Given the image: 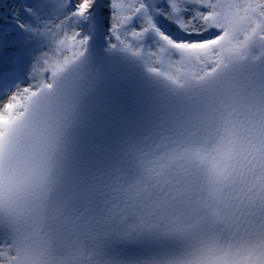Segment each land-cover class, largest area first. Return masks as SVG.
<instances>
[{
    "label": "snow or ice",
    "instance_id": "6c2138e0",
    "mask_svg": "<svg viewBox=\"0 0 264 264\" xmlns=\"http://www.w3.org/2000/svg\"><path fill=\"white\" fill-rule=\"evenodd\" d=\"M0 264H264V0L0 14Z\"/></svg>",
    "mask_w": 264,
    "mask_h": 264
},
{
    "label": "rangeland",
    "instance_id": "374dc122",
    "mask_svg": "<svg viewBox=\"0 0 264 264\" xmlns=\"http://www.w3.org/2000/svg\"><path fill=\"white\" fill-rule=\"evenodd\" d=\"M2 1H3V2H0V10H2L1 13H5V12H7V10H8L9 7L13 6V1L10 0V1H11L10 3H8L9 0H7V1L2 0ZM4 2H5V3H4ZM11 3H12V4H11ZM5 9H6V10H5ZM153 49L155 50L154 47H153Z\"/></svg>",
    "mask_w": 264,
    "mask_h": 264
},
{
    "label": "bare ground",
    "instance_id": "6f19581e",
    "mask_svg": "<svg viewBox=\"0 0 264 264\" xmlns=\"http://www.w3.org/2000/svg\"><path fill=\"white\" fill-rule=\"evenodd\" d=\"M5 1H7V0H5ZM2 2H3V1H2ZM10 2H11V1L9 0L8 3H10ZM4 3H5V2H4ZM11 4H12V3H11ZM5 10H6V9H5ZM1 11H2V10H0V14H3V13H1ZM5 13H6V12H5ZM152 50H153V49H152ZM153 51H154V50H153ZM157 66H158V65H157Z\"/></svg>",
    "mask_w": 264,
    "mask_h": 264
}]
</instances>
